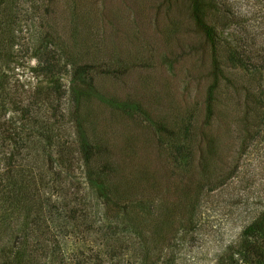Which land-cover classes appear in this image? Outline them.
<instances>
[{
  "label": "rangeland",
  "instance_id": "obj_1",
  "mask_svg": "<svg viewBox=\"0 0 264 264\" xmlns=\"http://www.w3.org/2000/svg\"><path fill=\"white\" fill-rule=\"evenodd\" d=\"M206 1L0 0V264H264V0Z\"/></svg>",
  "mask_w": 264,
  "mask_h": 264
},
{
  "label": "trees",
  "instance_id": "obj_2",
  "mask_svg": "<svg viewBox=\"0 0 264 264\" xmlns=\"http://www.w3.org/2000/svg\"><path fill=\"white\" fill-rule=\"evenodd\" d=\"M206 3H207V1L204 2V0H191V2H190V4H191V14H192V18H193V21H194L195 25L202 31V33L205 35L207 40L212 43L213 36H214L212 27L209 24H207L204 21V19H203V14H204L203 7L206 5ZM0 131L2 133V139L6 138L8 135H9L10 139H12L13 131L11 129L8 128L6 130H1V127H0ZM0 148H1V143H0ZM0 152H1V149H0ZM10 167H9V170H11ZM17 182H18L19 188H20L21 184L19 182V179H17V177H16V173L13 174L11 172L10 175L4 181L2 180L1 173H0V203H3L1 201H3L5 199L3 197V193H5V192L7 193L6 197H9V198L11 197V200L13 202V196L16 197V195L18 194V191L20 192L19 188H17ZM55 196H57V195H55ZM57 197L60 198L61 196L60 197L57 196ZM58 198H55L57 200V202H56V206L54 208V215H55V212H56V207L57 206L58 207H62L63 208V212H59L57 214V216H60L59 218L62 219L63 222H70L73 225H76L78 223V226L82 225L83 227L81 226V229L78 230V232H80L82 234V236L84 237V235L86 233V229H88L89 227L86 226V225L84 226L82 224L81 217H82V215H84V214H82V210L80 208L76 207V206L74 207V206L67 205V203H65L63 199H62V202H61L62 205H59L58 204V200H59ZM12 202H8L7 204H9V203L12 204ZM11 204H9V205H11ZM24 211H25V215H28V217H30L32 215V214H30V210L29 209H26ZM14 220H15V217H14ZM10 221L11 220H8L9 223H11ZM26 221H28V220H26ZM26 221L22 222V224L26 225V223H27ZM263 224H264V213L262 212L261 215L258 217V220L253 221L251 224H249V225H247L245 227L243 233H245L248 237L251 236L252 234H255V232H256L257 235H261L264 232V225ZM45 228H46L45 230H43L42 227L39 228V237H41V239L43 241H44V239H46L45 237H43V235L45 236L46 233L51 234L50 231H49V228H47V227H45ZM17 229H19V234L18 233L14 234V237L16 238L15 247L17 246V239L19 238V236H22V232H21L22 228H17ZM61 233L62 232L60 231V234ZM107 240L109 241V236L107 237ZM38 242H39V240H38ZM246 244L247 243H245V245ZM104 245H105V248H104V252L103 253L106 254V255H109V253L111 251H113L114 243H113V246L111 245V243H108V242H105ZM57 248H58V245L57 244H55V245L53 244V250L57 251L58 250ZM61 252L62 251H60V253ZM22 254H23V252L21 250L20 255H22ZM58 257L61 258L60 264H63V262H62L63 258L61 256V254H59ZM41 262H43L41 264H44V261H41Z\"/></svg>",
  "mask_w": 264,
  "mask_h": 264
}]
</instances>
